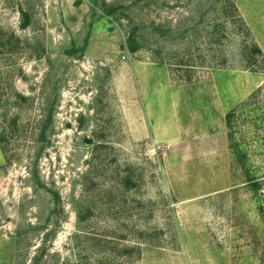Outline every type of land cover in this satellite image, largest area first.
I'll list each match as a JSON object with an SVG mask.
<instances>
[{"label": "rangeland", "instance_id": "obj_1", "mask_svg": "<svg viewBox=\"0 0 264 264\" xmlns=\"http://www.w3.org/2000/svg\"><path fill=\"white\" fill-rule=\"evenodd\" d=\"M0 264H264V0H0Z\"/></svg>", "mask_w": 264, "mask_h": 264}, {"label": "trees", "instance_id": "obj_2", "mask_svg": "<svg viewBox=\"0 0 264 264\" xmlns=\"http://www.w3.org/2000/svg\"><path fill=\"white\" fill-rule=\"evenodd\" d=\"M27 23V22H26ZM24 23L23 25H27ZM138 40L136 36H134V32L128 37V48L132 51L136 50L138 48Z\"/></svg>", "mask_w": 264, "mask_h": 264}]
</instances>
